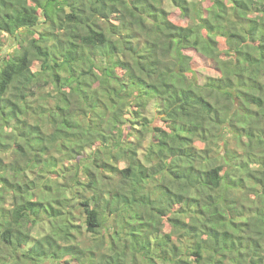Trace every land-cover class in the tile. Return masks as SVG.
<instances>
[{
  "label": "trees",
  "instance_id": "16d2710c",
  "mask_svg": "<svg viewBox=\"0 0 264 264\" xmlns=\"http://www.w3.org/2000/svg\"><path fill=\"white\" fill-rule=\"evenodd\" d=\"M163 1L0 0V264H264V0Z\"/></svg>",
  "mask_w": 264,
  "mask_h": 264
},
{
  "label": "rangeland",
  "instance_id": "374dc122",
  "mask_svg": "<svg viewBox=\"0 0 264 264\" xmlns=\"http://www.w3.org/2000/svg\"><path fill=\"white\" fill-rule=\"evenodd\" d=\"M163 6L168 11V14L172 13L173 19H175V20H182L183 19V17L180 15V11H179L178 7L176 6V4L172 0H164ZM65 10L69 11L70 7L66 6ZM112 20L115 22L118 21V13L117 12H114V14L112 15ZM37 29H38V26H37ZM39 29H40V27H39ZM192 55H193L194 61H195L194 62V69H195L196 76L198 75L199 78L200 77L202 78L200 81L204 80L203 77H206L207 75H209L211 73H216L214 71V68L211 67L210 64L199 55V53L192 52ZM154 111H155V104H154V102H151L148 105V108L146 109V114L149 117H153V116H155L153 113ZM148 142H149V139L146 138L144 140L143 146L141 148L142 150L145 149V147L148 145ZM8 156H10V155L8 154ZM6 160H8L7 157H6ZM5 203L7 204L8 207L14 206V204H12L11 199H6ZM23 221H25V219H22L21 223ZM48 230H49V226L46 223L39 222L36 225L32 226L31 237H32V239H38V237H43L46 233H48ZM28 248H29L28 245H26L24 247V249H26V250ZM44 264H50L49 260H47V259L44 260ZM62 264H73V259L71 257L69 259L67 258V261L63 262Z\"/></svg>",
  "mask_w": 264,
  "mask_h": 264
}]
</instances>
